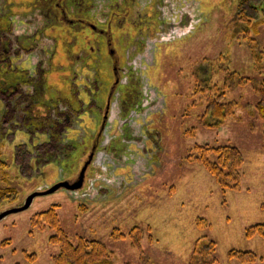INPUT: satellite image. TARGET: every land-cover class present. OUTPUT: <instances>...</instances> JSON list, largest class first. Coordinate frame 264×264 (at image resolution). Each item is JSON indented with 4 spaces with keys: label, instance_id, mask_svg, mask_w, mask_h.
<instances>
[{
    "label": "rangeland",
    "instance_id": "obj_1",
    "mask_svg": "<svg viewBox=\"0 0 264 264\" xmlns=\"http://www.w3.org/2000/svg\"><path fill=\"white\" fill-rule=\"evenodd\" d=\"M174 1H185L194 21L181 37L159 45L149 69L160 96L159 109L148 117L151 151L141 154L128 146L139 152L131 153L134 160H121L110 174L113 182L99 179L91 194L60 189L1 218L0 264H51L58 252L48 241L53 231L30 227L32 216L51 206H57L59 225L72 242L79 236L101 241L113 264H204L194 251L205 250L210 241L215 252L207 255V264H241L227 257L230 250L253 252L261 259L252 264H264V239L245 237L247 227L264 223V136L255 93L264 82V4L252 25L237 19L239 0ZM216 87L224 90V102L236 105L221 127L206 128L204 111ZM14 143L0 144V162L6 164L0 167V215L48 190L64 173L59 164L34 168L23 158L15 161ZM223 145L238 148L243 157L238 190L222 192L195 160L196 146ZM133 162L138 166L127 165ZM5 190H14V196ZM134 227L137 244L111 236Z\"/></svg>",
    "mask_w": 264,
    "mask_h": 264
},
{
    "label": "flooded vegetation",
    "instance_id": "obj_2",
    "mask_svg": "<svg viewBox=\"0 0 264 264\" xmlns=\"http://www.w3.org/2000/svg\"><path fill=\"white\" fill-rule=\"evenodd\" d=\"M187 7L174 0H0V138L16 140L17 160L62 165L56 184L77 187L58 190L79 195L91 194L99 179L111 184L121 160L139 153L129 147L150 152L148 117L160 96L149 69L159 45L194 21Z\"/></svg>",
    "mask_w": 264,
    "mask_h": 264
},
{
    "label": "trees",
    "instance_id": "obj_3",
    "mask_svg": "<svg viewBox=\"0 0 264 264\" xmlns=\"http://www.w3.org/2000/svg\"><path fill=\"white\" fill-rule=\"evenodd\" d=\"M263 4V0H239L236 7L237 19L254 25L259 22V14L263 13L261 12ZM239 79L242 80L241 78ZM238 82H231V87L239 84ZM226 87H229V85L226 84ZM213 91L215 92L214 97L211 96L209 98L210 100L204 111V117L207 122L206 124L205 122L202 123L204 127L212 129L221 127L233 113L236 105V102L223 101L225 92L221 88L216 87V90ZM255 93L258 97L256 112L262 121V132L264 136V82L256 88ZM3 143H5L4 139L0 138V144ZM195 153V160L214 178L222 192H225V190H238L239 174L243 165V157L238 148L229 145L214 148L209 146H196ZM16 155L15 159H17ZM3 166H6V164L0 162V167L2 168ZM5 192L10 195V199L15 194L14 190L11 192L5 190L3 193ZM56 208L57 206H51L49 209L34 214L30 220V227L32 229L43 230L45 227H49L53 231L48 241L58 248V252L52 255L51 264H113L112 253L101 241L95 239L88 240L79 236L75 242H72L67 233L59 225ZM111 236L115 240L130 238L133 239V244H137L139 240V227H134L127 234L116 229ZM255 236L264 239V223L247 227L245 237L250 239ZM196 250L194 251V256H202L203 263L207 264V255L214 254L215 243L210 241L208 248L206 247L205 250L201 252ZM227 257L229 259H235L241 264H252L261 259L253 252H240L237 250H230Z\"/></svg>",
    "mask_w": 264,
    "mask_h": 264
},
{
    "label": "water",
    "instance_id": "obj_4",
    "mask_svg": "<svg viewBox=\"0 0 264 264\" xmlns=\"http://www.w3.org/2000/svg\"><path fill=\"white\" fill-rule=\"evenodd\" d=\"M64 186H65L66 188H68V189H73V188L77 187V185H75V186H69V185H66L65 183H58V184H55L54 186H52L51 188H49V189L46 190V191H43V192H35V193H33V194H31V195H29V196L27 197V199H26V201H25V203H24V205H23L22 207H20V208H18V209H14V210L6 211V212L2 213V214L0 215V219L3 218L4 216H6V215L9 214V213H14V212L23 211V210L27 209V208L30 206L32 200H33L36 196H39V195H46V194L53 193V192L57 191L59 187H64Z\"/></svg>",
    "mask_w": 264,
    "mask_h": 264
}]
</instances>
